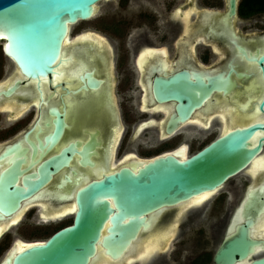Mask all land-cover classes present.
I'll return each instance as SVG.
<instances>
[{
	"label": "water",
	"instance_id": "95a60500",
	"mask_svg": "<svg viewBox=\"0 0 264 264\" xmlns=\"http://www.w3.org/2000/svg\"><path fill=\"white\" fill-rule=\"evenodd\" d=\"M106 1L0 0L2 51L15 63L20 77L38 84L56 78L62 85L69 83L66 77L70 72L68 77L76 80L71 91L76 100L73 104L43 101L45 112L35 127L22 141L0 151V228L28 204L47 202L51 214L74 206L69 215L73 224L44 241L18 239L0 264H96L103 259L115 264L131 254V244L150 227L155 216L167 208L216 194L245 173L264 150V121H260L223 134L193 156L179 159L166 154L113 170L114 136L109 154L101 157L103 162L108 160L110 170H89L96 167L98 150L107 149L104 143L111 142L102 127L113 121L120 125L113 93L115 49L103 36L91 32L72 38L71 32L77 24L92 20ZM69 39L72 44L66 46ZM251 60L259 66L264 84V51L260 56L259 50L252 54ZM6 73L7 66L0 82V108L22 82L16 81L5 91ZM172 83L158 82L159 97L179 102L181 121L191 116L195 105L207 102L214 90H227L220 80L208 84L201 81L196 86L187 80L180 87ZM193 90L200 98L196 103ZM42 95L43 91L44 100ZM183 100L187 102L182 105ZM258 107L264 115V90ZM86 121L91 128L72 130ZM71 131L81 136L67 140ZM58 146L61 151L50 156ZM263 194L264 185L250 191L243 212L235 217L215 255V264H264V257L253 258L257 248L264 249V243L251 236L256 222L253 214L264 206ZM50 212L40 216L42 223L56 222L46 219ZM253 235L257 236L256 229Z\"/></svg>",
	"mask_w": 264,
	"mask_h": 264
},
{
	"label": "flooded vegetation",
	"instance_id": "af4514ba",
	"mask_svg": "<svg viewBox=\"0 0 264 264\" xmlns=\"http://www.w3.org/2000/svg\"><path fill=\"white\" fill-rule=\"evenodd\" d=\"M103 4L114 5L115 18L109 25L105 22L101 26L103 29L106 26L111 27L113 36L89 25L95 17L81 22L86 26L72 32L75 37L91 32L103 36L111 41L115 49L113 93L119 110L120 125L113 121L102 127L104 129L101 128L103 133L110 134L111 142L104 143L103 146L108 145L107 149L98 150L96 167L89 170L94 172L107 167L108 160L103 162L101 157L109 154L117 128L122 129L123 134L116 147L114 163L121 167L134 166L138 160H152L166 154L176 155L179 159L185 158V153L193 156L231 130L264 121V115L258 107L264 90L262 74L259 66L251 60L252 54L259 50L260 56L264 51V0H107ZM102 5L99 11L103 8ZM109 14L113 16V13ZM121 36L124 38L122 41ZM95 39L93 37V41ZM72 48L73 45L68 52ZM4 56L8 60L3 81L6 83L5 91L21 80L12 98L16 99L19 106H29L30 110L18 119L16 112L0 111L1 116L5 115V143H0V151H6L22 141L24 135L35 127L45 112L43 101L50 100L51 104L64 101L68 105L72 101L71 91L76 83L74 78L68 77L70 72L66 77L69 83L62 85L56 78L40 84L27 80L20 77L12 59L5 54ZM96 65L103 67L102 63ZM186 80L194 86L201 81L208 84L220 80L227 90H214L207 102L195 105L191 116L181 121L179 102L161 99L158 82H173V87H180ZM64 87L67 88L66 91L63 90ZM41 91L44 100H41ZM192 95L195 103L200 101L196 90H193ZM93 96L96 93L93 92ZM8 99L10 97H5V100ZM186 102L183 100L182 105ZM222 110L224 111L221 112ZM86 122L72 130L83 132L91 128L88 121ZM73 131L69 132L67 140L81 136L75 135ZM22 144L27 147L25 142ZM60 151L61 147L58 146L50 156L57 155ZM262 155L264 150L258 157ZM107 168L110 170L109 166ZM248 170L238 176L241 179L237 180L236 177L230 180L216 194L206 195L209 198L201 204L191 205L187 210L183 209L185 205L167 208L155 216L150 227L134 241L129 260H134V264H169L167 254L175 250L173 244L180 246L178 249H181V257L186 252V236L192 233L191 230H196L200 233L204 231L207 239L212 240V248H208L209 242H206L204 250L200 249L198 254L185 253L187 263L215 264V255L228 235L235 217L238 219L239 213L243 212L250 191L264 185V171L253 179ZM261 198L264 201V194ZM56 207H59L58 204ZM258 210L260 212L253 214L256 222L251 227V236L253 240L263 244V235H253L259 224L258 220L264 216V206L261 209L259 206ZM37 214L40 219L38 211ZM72 224L73 221L60 227L52 235ZM156 231H162L161 245L149 248V253L139 258L142 254L141 244L143 243L142 247L147 246ZM18 239L26 241L16 235L10 249L16 246ZM34 241L38 240L27 242ZM139 243L141 244L137 246ZM128 257L115 264L127 263ZM262 257L264 249L259 247L253 258Z\"/></svg>",
	"mask_w": 264,
	"mask_h": 264
},
{
	"label": "rangeland",
	"instance_id": "374dc122",
	"mask_svg": "<svg viewBox=\"0 0 264 264\" xmlns=\"http://www.w3.org/2000/svg\"><path fill=\"white\" fill-rule=\"evenodd\" d=\"M112 2H113V0H112ZM102 6H103V8L101 9V11H99V13L95 16V18L93 19L92 22H90L89 25H91L92 27H94L96 29H102L101 31H104L106 34L113 36L114 35L113 29L111 27L109 28L106 25H109L108 23H111L112 19L115 18L116 12L113 10L114 5L113 4H103ZM109 13H113V16H110ZM102 14H104V15L108 14V16L103 17ZM105 22L107 23L105 25L107 28L103 29L101 26H103V24ZM85 26L86 25L84 23H79L73 27L72 32L78 31L79 28L85 27ZM262 27H264V23H263ZM72 32H71V35L74 38L75 36L72 34ZM123 39H124L123 36H121V41ZM7 62H8V60L5 58L3 51H2V43H0V82H2V80H3V76L5 73L6 66H7ZM73 101H76V100L72 99V101L69 104H73ZM4 122H5V115L4 116L0 115V143H5V124H4ZM197 149H198V147L195 148L194 151ZM78 172L80 173V171H78ZM241 178L242 177H238L236 179L239 180ZM35 209L27 212L25 217L23 218V220L19 223V225H16L15 227H13V229H10L0 239V261L5 256V253L10 249V246L12 244L14 236L17 235V236L25 239L26 241H33V240L44 241V240L48 239L57 229H59L60 227H62L64 225L70 224L73 221V217L70 216V217H68L62 221H58V222H54V223H42L41 220L37 216L38 210H35ZM205 224H207V223L205 222ZM207 231H209V229ZM159 232H161V231H156L154 233V235L159 233ZM191 232L192 233L190 235L186 236V240H187L186 242L187 243L184 247L186 252H184L181 257H179V255L181 254V249H178L180 246L177 247L174 245L175 243L173 244L172 247H175V250L172 253L170 251L167 254L169 256V260H170L169 264H188L187 263V256H185L184 254L185 253L187 255L198 254L201 250H204L203 247H204L206 242L207 243L209 242L208 248H212V240L207 239V235L204 233V231L200 233L199 231L191 230ZM207 243H206V245H207ZM133 245L134 244L132 243L128 250L132 249Z\"/></svg>",
	"mask_w": 264,
	"mask_h": 264
},
{
	"label": "bare ground",
	"instance_id": "6f19581e",
	"mask_svg": "<svg viewBox=\"0 0 264 264\" xmlns=\"http://www.w3.org/2000/svg\"><path fill=\"white\" fill-rule=\"evenodd\" d=\"M80 35V34H79ZM87 35V34H86ZM72 36V35H71ZM81 36H83V35H81ZM98 41L99 42H102V39H99L98 38ZM70 44H72V40L71 39H69V40H67V42H66V46L67 45H70ZM16 99L15 98H12V97H10V99H8L7 100V102H6V104H5V106H4V108H0V111H3V112H7V113H12V112H16L15 113V116H16V119H18L19 117H22L28 110H30L29 109V106H23V107H21V106H19L18 104H17V101H15ZM258 100V99H257ZM21 104H23V103H21ZM224 105V104H223ZM33 106V105H32ZM35 106V105H34ZM36 106H38V104L36 103ZM225 106V105H224ZM218 107V106H217ZM220 107H221V105H220ZM226 107V106H225ZM32 108V107H31ZM217 109V108H216ZM35 110V109H34ZM213 111V110H212ZM224 110H222L221 112H223ZM2 112V113H3ZM235 112V111H234ZM8 115H10V114H8ZM208 115H210V114H208ZM211 116V115H210ZM258 116H259V114H258ZM207 118H208V116H207ZM212 118V117H211ZM226 118H228V117H226ZM256 118H257V115H256ZM249 119V118H248ZM255 119V118H254ZM253 119V120H254ZM215 120H217V119H215ZM214 120V121H215ZM227 120V119H226ZM252 120V121H253ZM218 121V120H217ZM207 122H209V121H207ZM204 123V122H203ZM214 123V122H213ZM220 123V122H219ZM221 124V123H220ZM204 125V124H203ZM225 125H226V123H225ZM123 130L121 129H119V128H117L116 129V133H115V143H114V152H113V162H112V169H114V168H117L118 166H117V164H115L114 163V160H115V157H116V151H117V149H116V147L119 145V143L118 142H120V136L123 134V132H122ZM185 151V150H184ZM185 157H187V154L185 153ZM132 158V157H131ZM130 159V158H129ZM117 162V161H116ZM121 163H123L124 161H120ZM119 162V163H120ZM126 162V161H125ZM114 163V164H113ZM118 163V164H119ZM252 164H253V166H252ZM251 164V167L249 168V170L247 171L249 174H251L252 175V177H253V179H256V177L260 174V173H262L263 171H264V155H262V157L260 156V157H258V158H256L255 159V162H253ZM94 173V172H93ZM88 176H92L90 173H89V175ZM206 195H209V194H206ZM206 195H204V196H201V197H199V198H196V199H194L193 201H191V202H189V203H187L186 205H185V207L183 208V209H185V210H187L188 208H189V206H194V205H197V204H201V203H203V202H205L208 198H209V196H206ZM199 201V202H198ZM37 209L38 210V213L40 214V215H42L43 217H44V214L45 213H47V212H50L51 210H52V208H50V202H47V203H34V204H28L26 207H25V209L12 221V222H10L9 224H4L3 225V227L2 228H0V239L10 230V229H12L13 227H15L16 225H18L22 220H23V218L25 217V215H26V213L27 212H29L30 210H32V209ZM73 209H69V210H66V209H64L63 211L62 210H59V211H57V213L55 212V213H53V214H51V212H50V214L46 217V219L48 218L49 219V221H51L50 219H52V220H55V221H62V220H64V219H66V218H68V217H70L69 215L72 213V212H74L75 211V207L73 206L72 207ZM184 210V211H185ZM178 216V215H177ZM178 217H180V216H178ZM153 220H155L154 218H153ZM42 221H46L47 222V220H42ZM259 221V224H258V226L256 227V235H259V234H261V235H263V237H264V216H263V218L262 219H260V220H258ZM176 222V221H175ZM177 223V222H176ZM175 228H176V226H175ZM161 233H162V231L161 232H159V233H157V234H155V235H153L152 237H151V239L148 241V243H147V246H143L142 247V245H143V243L141 244V243H139V244H141V247H140V250H141V248H142V254H140V256H139V258L140 257H142V256H144L146 253H149V248H151V247H154V248H156V247H158L159 245H161V243H162V241H161V237L163 236V235H161ZM172 240V239H171ZM139 244H137V246H139ZM19 245H20V248L22 247V244H21V242L19 243ZM137 246H135L134 248H137ZM167 248V247H166ZM151 250V249H150ZM155 255V254H154ZM131 259V258H130ZM126 260H128V262L127 263H125V264H131V263H133V261L134 260H129V257L126 259ZM96 264H111V262L110 261H107V260H105V259H103V260H101V261H99V262H97Z\"/></svg>",
	"mask_w": 264,
	"mask_h": 264
},
{
	"label": "snow or ice",
	"instance_id": "6c2138e0",
	"mask_svg": "<svg viewBox=\"0 0 264 264\" xmlns=\"http://www.w3.org/2000/svg\"><path fill=\"white\" fill-rule=\"evenodd\" d=\"M199 202V201H198Z\"/></svg>",
	"mask_w": 264,
	"mask_h": 264
}]
</instances>
